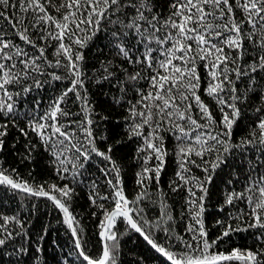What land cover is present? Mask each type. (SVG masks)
<instances>
[{
    "label": "snow or ice",
    "instance_id": "snow-or-ice-1",
    "mask_svg": "<svg viewBox=\"0 0 264 264\" xmlns=\"http://www.w3.org/2000/svg\"><path fill=\"white\" fill-rule=\"evenodd\" d=\"M0 264H264V0H0Z\"/></svg>",
    "mask_w": 264,
    "mask_h": 264
},
{
    "label": "trees",
    "instance_id": "trees-1",
    "mask_svg": "<svg viewBox=\"0 0 264 264\" xmlns=\"http://www.w3.org/2000/svg\"><path fill=\"white\" fill-rule=\"evenodd\" d=\"M56 233H55V225H53V232H52V236L55 237Z\"/></svg>",
    "mask_w": 264,
    "mask_h": 264
}]
</instances>
